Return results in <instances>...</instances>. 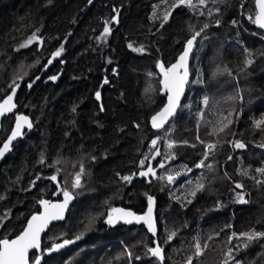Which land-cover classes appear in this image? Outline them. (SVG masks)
<instances>
[{
  "label": "trees",
  "instance_id": "1",
  "mask_svg": "<svg viewBox=\"0 0 264 264\" xmlns=\"http://www.w3.org/2000/svg\"><path fill=\"white\" fill-rule=\"evenodd\" d=\"M178 4L0 0V104L15 90V114L32 121L0 166V240L18 236L42 200L74 194L30 264H264V238L241 236L264 232V174L257 171L264 169V125L256 126L264 120V32L249 19L255 0ZM196 32L185 97L154 132L149 120L165 102L160 66L167 70ZM15 114L0 115V146ZM207 144L215 148L205 159ZM149 167L155 175H140ZM77 175L80 188L73 187ZM198 183L204 188L193 197ZM149 196L155 237L142 226L104 223L113 208L142 215ZM65 241L73 242L46 254ZM156 246L162 262L148 252Z\"/></svg>",
  "mask_w": 264,
  "mask_h": 264
},
{
  "label": "snow or ice",
  "instance_id": "2",
  "mask_svg": "<svg viewBox=\"0 0 264 264\" xmlns=\"http://www.w3.org/2000/svg\"><path fill=\"white\" fill-rule=\"evenodd\" d=\"M91 2V0H90ZM204 0H200V4H203ZM179 5H186L189 7H194L192 4V0H179ZM255 6L258 9V12L255 14V18L253 19L251 16L249 17L250 20H252L253 23H255L259 28L264 29V0H255ZM170 13L166 12L163 19L165 22H167L169 18ZM219 22L217 21V24ZM207 25H204V28H207ZM203 31V29H201ZM110 32L109 28L104 29L105 35H107ZM200 36V32H196L191 39L187 41V48L184 51L183 55L180 56L179 62L175 65H173L171 68L165 70L164 66L161 65L160 69L163 74V87L165 91L168 93V102L167 105L160 111L156 116L152 117V125L154 128H161L165 124V122L168 120L170 116H172L177 107L179 106L180 97L184 92V86L188 81V70H187V60L189 57V53L192 50L193 44L196 41V38ZM37 40V37L33 36L27 44L21 45V47H27L28 44H31L33 41ZM63 49H61L62 51ZM61 51H57L54 56L58 57L61 54ZM51 63V61H49ZM248 63H251L249 60ZM183 68L184 71L181 74L179 69ZM52 79H56V77H52ZM104 83H108L107 80L104 81ZM18 87V85H17ZM31 87V85H29ZM15 95V90H13V94L8 96V98L3 102V104H0V115H3L6 112H11L12 109L15 107V104L12 103L13 96ZM96 99H100V93H96ZM203 103L205 105L208 104V98L205 97L203 100ZM226 119V118H225ZM17 123H16V129L13 131L11 138L8 140L7 143L3 145V148L0 149V157H3L4 153L9 150V146L12 143V140H14L17 136L21 135V128L23 124H27L28 128H31V123L28 122L26 117L23 116H17L16 117ZM261 125H264V120L256 122V126L258 128L261 127ZM226 128H228V123H223L220 131L223 132ZM155 141H153V145H155ZM203 143V142H202ZM193 147L195 145H192ZM238 149H242L245 147L243 143L236 142L234 145ZM264 147V145H261ZM169 148H172L173 145L170 143L168 145ZM215 145L214 144H207L206 145V152H205V159L207 158L209 152L214 150ZM159 154V153H157ZM174 158V157H173ZM231 159V156L229 157ZM143 164V162H141ZM161 167L164 165L161 164ZM203 166V161L198 165V167ZM211 167V165H209ZM261 174H264V169H258ZM149 173H152L155 175L153 169L151 167L148 168L147 172H141L140 175L147 176ZM245 174V173H242ZM52 180H56V176L51 177ZM125 181H130L131 177H123ZM168 181L171 183L174 180V177L169 175ZM259 183H264V181H260ZM74 188H80V175H77L75 177V181L73 184ZM237 188H242V185L237 183ZM204 188L203 183H198L196 185V190L192 191L190 195L193 197L196 195V191L202 190ZM73 193L69 192L68 190L63 191V203L59 204H51L48 201H41L40 203L44 207V212L41 215H34L32 216L31 220L27 224V228L23 231L21 235H19L16 239H13L9 241L8 239L0 240V264H29L28 262V253L30 249H39L40 247V234L44 231V229L48 226L49 222L51 220H60L64 218V211L67 209L68 204L73 199ZM149 206L148 211L143 216H134L133 213L125 211L124 209H117L113 208L111 212L108 215V219L106 220V223L109 225H114L116 222L123 220L125 223H131L133 220L136 222L143 221L150 232L153 233V235L156 234V228L153 221V197H148ZM240 203H247L246 200H244L243 196L239 197ZM188 203H191V201H188ZM115 214V215H114ZM172 236L175 235V233L171 234ZM235 237V234H233ZM243 238H245L247 241L251 242L258 238H264V232H256L251 231L248 233L241 234ZM80 236H77L76 239H80ZM171 238V237H169ZM237 239L241 237H235ZM73 241H65V244L72 243ZM231 241H229L230 243ZM247 246V245H245ZM64 247V244L56 245L52 250L56 251L59 248ZM206 248L207 245H204ZM196 252L195 255L197 257L201 256L202 253V246L197 243L195 245ZM148 252L153 256L158 258L161 262L164 259L162 249L157 246L155 248H149ZM129 255H131L129 253ZM229 256H231V250H229ZM139 259V257H137ZM36 264H40L39 259L36 260ZM188 264H192L191 258L188 260Z\"/></svg>",
  "mask_w": 264,
  "mask_h": 264
},
{
  "label": "water",
  "instance_id": "3",
  "mask_svg": "<svg viewBox=\"0 0 264 264\" xmlns=\"http://www.w3.org/2000/svg\"><path fill=\"white\" fill-rule=\"evenodd\" d=\"M255 10H256V12H258V9L256 8V6H255ZM255 26H256V28H257L258 30L264 32V29L259 28L256 24H255ZM190 39H191V38H190ZM196 39H197V38H196ZM194 45H195V42H194V44H193L192 50H191V52L189 53V57H188V60H187L188 81H187V83L185 84V86H184V92H183V94H182L181 97H180L179 106L177 107L175 113H174L172 116H170V117L168 118V120L165 122V124L163 125V127L157 129V128H154L153 125H152V117L156 116L160 111H162V109L167 105V102H168V93L165 91V89H164V87H163V83H162V81H163V79H164L163 74H162L161 77H160V80H159V89H160V91H159V92H160V95H161V96L165 97V102H164L163 106L161 107V109H160L156 114H154V115L150 118V120H149V127H150L151 130L154 131V132H158V131L162 130L163 128H165V127L169 124V122L173 119V117L177 114V112H178V110H179V108H180V106H181V104H182V101H183V99H184V97H185V93H186V90H187V85H188L189 80H190L189 62H190V58H191V55H192V52H193ZM186 48H187V42L185 43L182 52L179 54V56L177 57V59L175 60V62H173V63H172L167 69L171 68L173 65H175V64H177V63L179 62V58H180L181 55H183V53H184V51L186 50ZM179 71H180V73L182 74L183 71H184V69L181 68V69H179ZM106 86H107V83H102V85H101V89H103V88L106 87ZM99 93H100V97H101V92L99 91ZM94 98H95V100H96L97 102H100V99H99V100L96 99V94H95V97H94ZM10 113L12 114L13 111H11ZM18 116L26 117L27 120H28V122H30V123L32 124V121H31V119H30L28 116H26V115H24V114H22V115H18ZM16 123H17V120H16V118H15V120H14V122H13V124H12V128H11L9 134L7 135L5 141H4V142L2 143V145L0 146V149H2V148H3V145H4L5 143H7L8 140L11 138L13 131H15V129H16ZM28 129H29V128H28L27 124H23V126H22V128H21V133H22V134L19 135V136H17L14 140H12V143H11V145L9 146V150H8L7 152L4 153L3 157H0V166H1L2 163L5 161V159L11 154L12 149H13V146H14L15 144H17V143H19V142L22 141L23 136H24L25 132H26ZM243 150H245V148H244ZM63 200H64V197L62 196L60 200L52 201V202H50V203H51V204H59V203H63ZM45 201H46V200H45ZM48 202H49V201H48ZM73 203H74V197H73V199L70 201V203L68 204L67 209L64 211V218H63V219H60V220H51V221L49 222L48 226L44 229V231L41 232V234H40V247H39V249H30V250H29V253H28V262H29V259H30L31 254L40 250V248H41V241H42V238L44 237L45 233H46L51 227H53L54 225L60 224V223H62V222L65 220L66 215H67V211H68V209L72 206ZM39 206H40V211H39V213H37V214H35V215H41V214L44 212V207H43V205H42L41 203H39ZM122 209H123V208H122ZM124 210L133 213L134 216H143V215H145V214L147 213L148 208L145 210V212H144L142 215H137V214H135L133 211H131L130 209H124ZM114 215H115V214H114ZM152 215H153L154 225H155V228H156V234H155V235H153V233L150 232V231L148 230L147 225H146L143 221L136 222L135 220H133L131 223H125L123 220H120V221L116 222L114 225L117 226V227H141V226H142V227L144 228V230H145V231H146L151 237H155V236L157 235V224H156V213H155V207H154V206H153V213H152ZM33 216H34V215H33ZM31 218H32V216L27 220V223H26V226H25L24 230L27 228V224H28V222L31 220ZM107 219H108V218H106L105 221H104L105 224H108V223H106V220H107ZM24 230H23V231H24ZM23 231H22L19 235H21V234L23 233ZM19 235H18V236H19ZM18 236H16V237L13 238V239H16ZM13 239H11V240H13ZM11 240H9V241H11ZM63 244H64V247L59 248V249L56 250V251H53V250H52V249L56 246V245H54L53 247H51V249H50L49 251H46V254H50V253H53V254H54V253L61 252V251H63L64 249H66V248L70 245L69 243H68V244L63 243ZM57 245H60V244H57ZM156 247H157V246H156ZM29 264H30V263H29Z\"/></svg>",
  "mask_w": 264,
  "mask_h": 264
},
{
  "label": "flooded vegetation",
  "instance_id": "4",
  "mask_svg": "<svg viewBox=\"0 0 264 264\" xmlns=\"http://www.w3.org/2000/svg\"><path fill=\"white\" fill-rule=\"evenodd\" d=\"M15 109H16V108H13V109H12L13 113L11 114V113L9 112V114H10V115H14V114H15ZM18 115H22V113H20V114H15V116H14V120H15V118H16ZM13 122H14V121H13Z\"/></svg>",
  "mask_w": 264,
  "mask_h": 264
},
{
  "label": "rangeland",
  "instance_id": "5",
  "mask_svg": "<svg viewBox=\"0 0 264 264\" xmlns=\"http://www.w3.org/2000/svg\"><path fill=\"white\" fill-rule=\"evenodd\" d=\"M64 185L62 186H55L56 190L58 191L59 189L63 188ZM55 195H57V192L55 193ZM63 196V194L61 195V197ZM61 199V198H60Z\"/></svg>",
  "mask_w": 264,
  "mask_h": 264
}]
</instances>
